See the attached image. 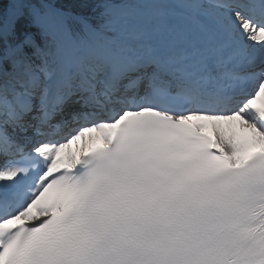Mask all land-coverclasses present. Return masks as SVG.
Returning <instances> with one entry per match:
<instances>
[{"label": "snow or ice", "instance_id": "obj_1", "mask_svg": "<svg viewBox=\"0 0 264 264\" xmlns=\"http://www.w3.org/2000/svg\"><path fill=\"white\" fill-rule=\"evenodd\" d=\"M0 264H264V0H0Z\"/></svg>", "mask_w": 264, "mask_h": 264}]
</instances>
